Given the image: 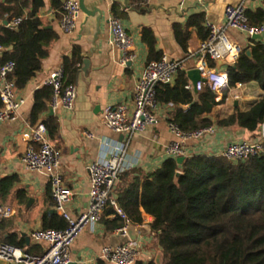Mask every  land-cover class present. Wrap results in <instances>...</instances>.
Segmentation results:
<instances>
[{
    "label": "crops",
    "instance_id": "obj_1",
    "mask_svg": "<svg viewBox=\"0 0 264 264\" xmlns=\"http://www.w3.org/2000/svg\"><path fill=\"white\" fill-rule=\"evenodd\" d=\"M45 7L38 13L43 27L53 30L58 39L49 48L48 56L42 62V69L30 80L20 94L26 98L20 117L13 122L0 124V181L5 178H15L14 186L7 196L0 194V206H9L14 214L1 222L0 237L7 238L16 235V242L24 240L25 252L31 255H42L46 244L34 243L30 234L38 229H44L43 217L45 213L54 214L55 202L52 197L51 186L47 176L29 171L22 163V157L28 143L23 140L22 134L33 126L30 123V114L33 108L34 93L46 85V80L52 72L64 68L66 59L73 60L74 51L79 49L82 62L89 59L92 66L99 70L91 73L89 87L82 76L76 74L74 84L77 86V97L72 111L63 107L54 110L59 123V131L51 142L62 152L60 170L64 185L72 193L67 204L68 211L78 216L89 207L90 177L88 166L109 156V149L103 144L104 140L120 143L123 135L113 133L105 124L103 110L108 105L125 104L132 111L136 85L148 65V48L143 41V29H150L156 38L157 51L162 57L171 60H184V69L189 78V72L194 70L198 63L195 56L201 44L205 41L198 29L188 26L189 20L204 14L206 22L216 24L224 22V10L228 4H238L242 0H84L90 11L96 9L92 15L82 12L77 30L72 35L64 34L60 28L61 11L52 8L50 0H44ZM262 3L252 1L248 8L256 9ZM99 10V12H98ZM111 17L120 18L127 31L134 40L136 58L132 66L122 64V52L111 44L112 35L109 27ZM3 22L0 21V25ZM4 26V25H3ZM180 27L179 38L176 36V27ZM207 28V27H206ZM233 41L244 48L249 46L247 35L232 30L229 32ZM264 41V40H263ZM4 48L0 51L2 62ZM78 70V71H79ZM228 76L226 69H221ZM179 76V74H178ZM178 76L172 85L175 84ZM69 75L67 74V79ZM192 81L189 78V82ZM1 84V81H0ZM194 94L201 91L191 90ZM264 95L260 86L255 83L243 84L241 87L228 86L216 92V101L220 103L211 114L205 115L213 121L216 133L203 140L191 142L188 148L192 155H220L230 143L250 141L255 133L240 127L219 128L216 125L215 114L221 118L232 115L236 108L249 111ZM158 124L142 135L132 138L128 150L127 161L132 168L148 175L157 170L169 156L165 152L166 146L174 140L169 124L175 115L176 106L172 103L158 102ZM183 110H190V105H182ZM198 122L200 118H196ZM263 127V126H262ZM262 130V129H261ZM86 133L94 135L93 139ZM50 137V136H49ZM117 188V186H116ZM113 197L116 199V189ZM32 199V202L29 200ZM141 224L133 225L148 229L147 233L138 232L137 243L140 253L136 264H165V259L156 235L148 223L150 215L143 209ZM117 218L106 211L102 220L88 226L74 243L71 249L70 264H110L101 258V251L106 246H116L126 239L120 238L113 228V221ZM122 222L121 220L119 223ZM27 238L29 241H27ZM0 243H4L0 241ZM0 264H13L0 261Z\"/></svg>",
    "mask_w": 264,
    "mask_h": 264
},
{
    "label": "trees",
    "instance_id": "obj_2",
    "mask_svg": "<svg viewBox=\"0 0 264 264\" xmlns=\"http://www.w3.org/2000/svg\"><path fill=\"white\" fill-rule=\"evenodd\" d=\"M65 0H50L51 6L61 11ZM45 7L44 0H0V21L23 17L17 27L0 25V46L4 48L2 61L15 64L9 79L18 90H24L30 80L42 69V62L58 35L43 27L38 13ZM246 14L251 25H264V3ZM61 19V16H60ZM204 14L189 20L188 26L198 29L203 40L209 36L204 26ZM179 38L180 27H176ZM143 41L148 48V64L162 59L157 51L156 38L150 29H143ZM251 50L252 56L246 55ZM239 59L223 67L228 72L230 86L255 82L264 92V41L252 40ZM82 56L74 51L73 60L66 59L64 70L73 83ZM210 67H216L209 59ZM189 78L179 72L174 85L159 84L156 100L172 103L176 111L171 122L183 131L210 126L213 121L204 117L220 105L215 92L205 86L197 95L186 88ZM53 87L45 85L34 93L30 123H44L50 138H55L59 123L55 117H46L50 109ZM190 105L185 111L182 105ZM2 103L0 100V107ZM219 128L240 127L261 138L264 125V95L249 111L236 108L227 118L215 114ZM196 118H200L198 122ZM180 172L177 178L176 174ZM15 178L0 181V194L11 192ZM116 201L135 224L143 222L142 211L154 218L151 230L156 235L164 255L165 264H264V154L243 161L232 162L220 155H192L182 163L168 158L157 170L142 175L132 168L124 172L116 188ZM114 214L113 207L108 208ZM115 218L113 228L122 225ZM44 229H65L67 222L57 213H45ZM1 225V223H0ZM16 235L0 241L18 248L25 242H16Z\"/></svg>",
    "mask_w": 264,
    "mask_h": 264
},
{
    "label": "built area",
    "instance_id": "obj_3",
    "mask_svg": "<svg viewBox=\"0 0 264 264\" xmlns=\"http://www.w3.org/2000/svg\"><path fill=\"white\" fill-rule=\"evenodd\" d=\"M205 2L208 0H199ZM252 1L264 3V0H242L238 4H228L224 10V22L216 24L206 22L209 30L208 38L201 44L195 56L198 63L195 69L200 71L201 78L206 82L194 84L192 81L186 86L189 90L202 91L208 86L215 93L229 86L228 76L221 69L210 67L208 60L221 59L233 65L244 53V48L232 40L229 32L232 30L245 34L249 38V46L255 35L264 36V25H251L246 11ZM82 9L79 0H65L61 8L60 28L64 34L72 35L77 30ZM23 17H15L8 26L17 28ZM112 35L111 44L122 52V64L127 65L136 58L134 52V40L127 31L123 21L117 17L109 20ZM0 51L2 47L0 46ZM184 60H171L163 56L161 60L150 62L142 73L136 88L134 107L129 110L125 104L108 105L103 110V119L106 126L115 134L123 135L124 140L113 143L104 140L103 144L109 149V156L95 161L88 166L90 177L89 207L87 211L78 216H73L67 209L72 193L64 185L63 175L60 170L62 152L51 142L48 129L44 123L33 126L22 134L24 141L28 143L22 157L24 166L32 172H37L48 177L52 197L55 202V211L67 222L65 229H38L30 234L34 243L46 244V250L42 255H31L23 249L10 244L0 243V261L13 264H70L71 249L82 232L90 225L99 223L109 207L115 210L114 215L121 219L122 225L115 229V233L126 241L116 246H106L101 251V258L110 264H136L140 247L137 242L130 239L129 226L133 225L128 215L118 205L113 197L114 190L120 181L121 175L132 169L127 156L132 138L142 135L155 127L158 122V101L156 100L157 86L159 84H172L179 72L184 69ZM15 64L13 61L0 62V124L16 121L26 104L16 88L15 82L9 79ZM46 85L53 87V96L50 108L57 110L63 107L72 111L77 97V86L68 83L64 68L55 70L46 80ZM241 87L243 84L238 83ZM169 129L174 135L165 148L169 158L190 157L188 148L191 142L203 140L207 136L216 133L214 126H206L193 131H183L171 122ZM261 138L255 141H243L228 144L220 153L225 159L237 162L250 157L264 154V125ZM90 139L91 133H86ZM14 209L9 206H0V223L10 218ZM148 223H153L150 216Z\"/></svg>",
    "mask_w": 264,
    "mask_h": 264
},
{
    "label": "water",
    "instance_id": "obj_4",
    "mask_svg": "<svg viewBox=\"0 0 264 264\" xmlns=\"http://www.w3.org/2000/svg\"><path fill=\"white\" fill-rule=\"evenodd\" d=\"M80 1V6H81V9H82V12H84L85 14L87 15H92L94 14L96 11V9L90 11L86 8L85 4H84V0H79ZM99 12V10H98ZM100 13V12H99ZM4 26H8L9 24V21L6 19L3 21L2 23ZM253 40H259V41H263L264 40V36H261V35H255L253 36L252 38ZM246 55L248 57H251L252 56V52L251 50H246ZM215 63L217 65V68L218 69H221L223 67H226V66H230V64L226 61H223L221 59H216L215 60ZM127 66H132V62L128 63ZM99 70V68H96V67H93L92 66V62L89 60V59H85L83 61V64L81 65V68L80 70L78 71V74L82 76V79L83 81L87 84V86L89 87L90 85V82H91V73L94 72V71H97ZM189 78L192 80V82L194 84L202 81V82H206L205 79L201 78V74H200V71L197 70V69H194V70H191L189 72ZM54 115V110L52 108L49 109V113H48V116H52ZM185 160L184 157H179L177 158V161L179 163H182L183 161ZM180 176V172H178L176 174V177L178 178ZM29 202H32V199L29 200ZM138 232H142V233H147L148 232V229L144 228V227H138L136 228L134 225H131L129 226L128 228V234H129V237L132 241L136 242L137 241V234ZM27 241H29V239L27 238Z\"/></svg>",
    "mask_w": 264,
    "mask_h": 264
}]
</instances>
